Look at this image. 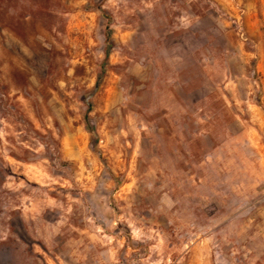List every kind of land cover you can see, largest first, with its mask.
Listing matches in <instances>:
<instances>
[{
    "label": "rangeland",
    "instance_id": "374dc122",
    "mask_svg": "<svg viewBox=\"0 0 264 264\" xmlns=\"http://www.w3.org/2000/svg\"><path fill=\"white\" fill-rule=\"evenodd\" d=\"M0 264H264V0H0Z\"/></svg>",
    "mask_w": 264,
    "mask_h": 264
}]
</instances>
